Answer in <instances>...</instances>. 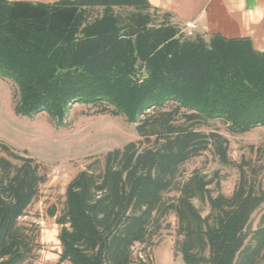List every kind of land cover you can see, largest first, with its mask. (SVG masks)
Returning a JSON list of instances; mask_svg holds the SVG:
<instances>
[{"label":"trees","instance_id":"obj_1","mask_svg":"<svg viewBox=\"0 0 264 264\" xmlns=\"http://www.w3.org/2000/svg\"><path fill=\"white\" fill-rule=\"evenodd\" d=\"M0 75L16 85V114L45 112L63 125L71 107L86 104L135 123L137 140L68 181L55 218L58 263L152 264L132 248L168 227L172 213L186 263L264 264V163L231 160L228 138L212 127L264 125V50L249 38L187 32L148 0H0ZM205 151L238 170L230 194H212L199 170L179 179ZM0 152L19 161L0 155V264H26L36 242L18 219L45 176L3 141Z\"/></svg>","mask_w":264,"mask_h":264},{"label":"rangeland","instance_id":"obj_2","mask_svg":"<svg viewBox=\"0 0 264 264\" xmlns=\"http://www.w3.org/2000/svg\"><path fill=\"white\" fill-rule=\"evenodd\" d=\"M98 12L99 8H93L92 16ZM180 26L187 31L183 25ZM16 91L13 80L0 75V141L16 153L32 157L39 165V172L45 176L36 198L18 219V223L36 242L33 258L26 264H68L58 263L61 247L57 235L60 226L55 221L63 207L65 187L94 158L137 140L135 123L122 113L99 112V107L86 104L71 107L63 125L52 122L45 112L33 116L19 115L13 110ZM212 127L228 138L231 160L236 163L247 160L264 163V125L245 133H230L219 120H215ZM0 155L19 162L4 152ZM194 170H199L210 181L208 188L212 194L217 190L230 194L238 180V170L221 164L211 151L184 163L179 179L188 177ZM260 177L264 181V169ZM175 195L176 191H171L166 197ZM193 202L203 215L207 213L206 205L197 199ZM260 212L254 213L252 227L256 225ZM165 223L169 226L162 228L149 241L133 246L135 260L142 258L152 264H188L174 249V243L180 236L176 234V220L172 213L165 218Z\"/></svg>","mask_w":264,"mask_h":264},{"label":"crops","instance_id":"obj_3","mask_svg":"<svg viewBox=\"0 0 264 264\" xmlns=\"http://www.w3.org/2000/svg\"><path fill=\"white\" fill-rule=\"evenodd\" d=\"M54 2L57 0H28ZM189 32L225 38L247 37L264 50V0H148Z\"/></svg>","mask_w":264,"mask_h":264}]
</instances>
